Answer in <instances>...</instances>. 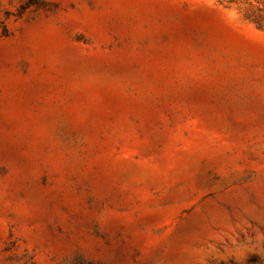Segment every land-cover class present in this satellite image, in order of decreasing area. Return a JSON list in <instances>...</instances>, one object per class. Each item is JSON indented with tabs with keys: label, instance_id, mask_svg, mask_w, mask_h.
<instances>
[{
	"label": "rangeland",
	"instance_id": "1",
	"mask_svg": "<svg viewBox=\"0 0 264 264\" xmlns=\"http://www.w3.org/2000/svg\"><path fill=\"white\" fill-rule=\"evenodd\" d=\"M0 264H264V0H0Z\"/></svg>",
	"mask_w": 264,
	"mask_h": 264
}]
</instances>
